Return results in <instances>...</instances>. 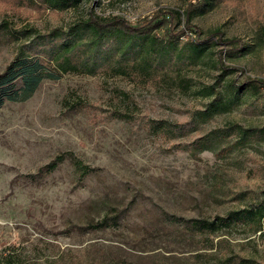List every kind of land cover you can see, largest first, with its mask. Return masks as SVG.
I'll return each mask as SVG.
<instances>
[{"label":"rangeland","instance_id":"374dc122","mask_svg":"<svg viewBox=\"0 0 264 264\" xmlns=\"http://www.w3.org/2000/svg\"><path fill=\"white\" fill-rule=\"evenodd\" d=\"M196 3L82 0L57 11L38 0H0V24L8 27L0 33V72L28 43L9 31H65L90 15L134 26L165 13L154 32L166 39L169 31L183 30L182 48L193 39L182 15ZM212 4L191 21L200 39L219 33L199 59H189L183 47L178 65L151 78L67 73L43 81L27 101L3 106L0 264H264V217L259 226L238 220L215 235L186 223L225 218L264 200V88H243L230 111L197 119L175 140L148 126L191 121L211 101L204 88L220 93L228 81L264 80V0ZM168 11L178 12L180 21L170 23ZM238 43L254 48L228 58ZM233 124L260 132L244 140L235 132L219 134ZM216 134L206 149L196 143ZM61 154L90 171L83 175L66 160L30 178ZM104 218L111 219L108 227L90 228Z\"/></svg>","mask_w":264,"mask_h":264},{"label":"trees","instance_id":"16d2710c","mask_svg":"<svg viewBox=\"0 0 264 264\" xmlns=\"http://www.w3.org/2000/svg\"><path fill=\"white\" fill-rule=\"evenodd\" d=\"M82 0H38L41 5L52 10L65 11L78 7ZM194 5L189 4L183 12L185 28L188 29L193 39L187 40L183 47L190 56L189 59H199L208 52L212 46L210 39L219 35L216 31L208 37L200 39L201 33L191 26L193 18L203 10L212 8V0H196ZM165 13L155 15V21H139L132 26L118 18H99L90 15L88 20L80 21L67 30L54 29L48 33L39 34L34 30L22 29L9 31V35L15 39H23L28 43L19 45L13 59L0 72V110L6 103H21L30 99L41 83L45 80H58L61 75L74 73L79 75L95 76L100 72L117 76L151 78L165 74L175 67L182 59L183 47L179 48L178 41L185 35L184 31H169L165 39L154 31L162 27L161 19L165 20ZM170 23L180 21L178 12L168 11ZM192 28V29H191ZM6 23L0 24V33L3 30L8 33ZM232 44L233 41H227ZM255 48L258 45H254ZM254 47L246 44H237L235 49L225 55L234 59L239 55L251 53ZM233 71L225 69L223 72ZM264 88V80L247 78L239 84L228 81L223 86V91L215 92L213 87L204 88L203 97L211 98L204 111L193 114L191 121L183 124H172L162 120L149 121V128L155 134L175 140L183 136L196 125L197 119L206 120L216 114H222L231 110L239 99L241 90ZM119 118L127 117L124 113H118ZM221 132H235L239 139L244 140L257 135L260 131L255 128L244 129L238 125H230ZM218 134V135H219ZM219 135V136H220ZM215 136L210 139H201L198 145L207 148L209 142H213ZM206 146V147H204ZM70 160L81 174L85 175L90 170L78 160H74L71 154H61L42 167L38 174L30 178L38 179L55 171L64 161ZM264 194V192H263ZM264 217V200L247 210L231 212L227 217H216L212 221L188 220L186 223L190 229L199 234L215 235L238 220L253 222L260 225ZM111 219L104 218L100 223L91 226V229L106 228ZM116 224V222H114ZM259 229V227H258Z\"/></svg>","mask_w":264,"mask_h":264}]
</instances>
